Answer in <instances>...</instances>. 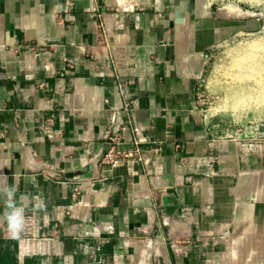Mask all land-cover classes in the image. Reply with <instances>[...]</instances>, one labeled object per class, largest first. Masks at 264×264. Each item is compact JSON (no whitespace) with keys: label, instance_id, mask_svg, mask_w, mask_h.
Listing matches in <instances>:
<instances>
[{"label":"crops","instance_id":"obj_1","mask_svg":"<svg viewBox=\"0 0 264 264\" xmlns=\"http://www.w3.org/2000/svg\"><path fill=\"white\" fill-rule=\"evenodd\" d=\"M213 2L0 0V192L16 185L27 223L0 218V264H86L95 239L111 264H264V164L197 96L220 29L256 21ZM110 121L156 161L100 164ZM79 177L105 184L75 203Z\"/></svg>","mask_w":264,"mask_h":264},{"label":"rangeland","instance_id":"obj_2","mask_svg":"<svg viewBox=\"0 0 264 264\" xmlns=\"http://www.w3.org/2000/svg\"><path fill=\"white\" fill-rule=\"evenodd\" d=\"M213 1L222 20L251 19L256 25L243 29L235 23L234 31L220 29L208 51L200 103L208 115L220 119L224 128L220 134L228 135L240 153L249 156L250 166L263 165L264 0Z\"/></svg>","mask_w":264,"mask_h":264},{"label":"built area","instance_id":"obj_3","mask_svg":"<svg viewBox=\"0 0 264 264\" xmlns=\"http://www.w3.org/2000/svg\"><path fill=\"white\" fill-rule=\"evenodd\" d=\"M198 99L200 100L201 94L198 92ZM111 121L105 127L103 132V137L110 140L112 143L104 151L100 158V164L102 165H115L117 163H122L129 160L141 161L144 164H153L159 157L160 148L155 147L148 151L140 145V139L136 136L133 141V146L129 149H118L115 143L119 140L120 136L118 132L111 131ZM123 129V128H122ZM136 131V129L134 130ZM137 134V132H135ZM48 137H52L50 133L47 134ZM51 166V165H50ZM58 171H54V176H59ZM96 182L100 183L101 188L104 187L105 182L102 179L97 178H86L79 177L70 185L72 200L76 203L81 195L82 186L84 183H88L90 187H94ZM27 224V223H26ZM104 244V239H95L94 241L86 240L79 244L82 255L86 259V264H111V256L104 255L100 253V248Z\"/></svg>","mask_w":264,"mask_h":264},{"label":"clouds","instance_id":"obj_4","mask_svg":"<svg viewBox=\"0 0 264 264\" xmlns=\"http://www.w3.org/2000/svg\"><path fill=\"white\" fill-rule=\"evenodd\" d=\"M17 187L15 184L6 185L0 192V199L3 200L4 208L0 213V218L6 226L8 233L13 237H19L26 226V209L19 201L24 197L17 196ZM36 209H43L45 203L39 199L35 205Z\"/></svg>","mask_w":264,"mask_h":264},{"label":"bare ground","instance_id":"obj_5","mask_svg":"<svg viewBox=\"0 0 264 264\" xmlns=\"http://www.w3.org/2000/svg\"><path fill=\"white\" fill-rule=\"evenodd\" d=\"M227 11V10H226ZM263 227H264V225H263ZM263 230H264V228H262ZM264 232V231H263Z\"/></svg>","mask_w":264,"mask_h":264}]
</instances>
